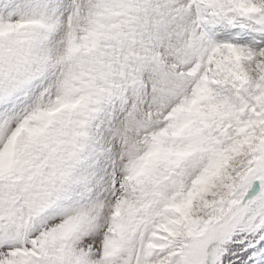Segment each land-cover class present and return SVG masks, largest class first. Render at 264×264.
I'll list each match as a JSON object with an SVG mask.
<instances>
[{"label": "snow or ice", "instance_id": "snow-or-ice-1", "mask_svg": "<svg viewBox=\"0 0 264 264\" xmlns=\"http://www.w3.org/2000/svg\"><path fill=\"white\" fill-rule=\"evenodd\" d=\"M0 264H264V0H0Z\"/></svg>", "mask_w": 264, "mask_h": 264}]
</instances>
